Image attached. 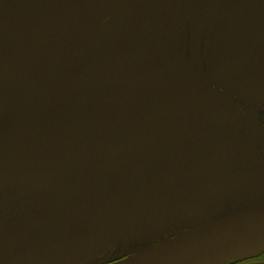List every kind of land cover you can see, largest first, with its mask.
Returning <instances> with one entry per match:
<instances>
[{"label": "flooded vegetation", "instance_id": "flooded-vegetation-1", "mask_svg": "<svg viewBox=\"0 0 264 264\" xmlns=\"http://www.w3.org/2000/svg\"><path fill=\"white\" fill-rule=\"evenodd\" d=\"M128 6L135 12L123 15V33L132 40L123 67L136 74L105 96L123 107V209L115 208L111 230L84 238L85 244L66 248L63 239L50 237L85 221L97 202L109 204L112 114L99 117L97 137L94 112L105 92L87 107L74 99L65 104L63 95L50 107L27 106L28 98L16 107L14 98H0V121L9 122L15 110L21 117L55 112L56 125L66 130L54 141L42 116L23 135L0 128V158L25 140L36 166L51 171L47 177L33 170L20 178L0 176V264L113 263L234 215L241 203L249 210L256 192L264 194V0H131ZM137 117L145 119L138 158L135 133L131 138L140 223L126 157ZM225 264H264V253Z\"/></svg>", "mask_w": 264, "mask_h": 264}, {"label": "water", "instance_id": "water-1", "mask_svg": "<svg viewBox=\"0 0 264 264\" xmlns=\"http://www.w3.org/2000/svg\"><path fill=\"white\" fill-rule=\"evenodd\" d=\"M24 1L25 0H0V27H2L7 34L13 37L16 36L20 41L16 39L15 45L8 44V46L5 45L0 48V69L9 64L30 61L31 59H37L47 54L80 49L100 34L110 35L112 41L105 50L96 57L85 60L77 67H75V65L73 66L75 62L66 64V66L72 64L70 72L74 73L73 75L86 77V75L99 71L113 72L115 74L118 68L123 67V58L127 54L132 40L127 41L129 36H125L124 33L121 32V29H123L124 13L135 12V8L130 10L128 6L131 0L45 1L44 3H46L50 9L49 19L69 20L70 23L73 22L76 24V29L78 27V34L80 36L79 40L74 44L64 49L53 51L47 50L42 45L35 46L24 41L23 37L19 36L16 24L23 20L24 12L18 10L17 7L24 3ZM68 32L73 34L74 28L69 29ZM68 32L66 31L67 34ZM134 46L137 47V41L132 45V47ZM139 46L140 45H138V47ZM135 74L136 69L131 70L128 67H123V77L129 78ZM88 79H90V77ZM4 84V80L0 81V86ZM32 91L34 90H30V92ZM94 112L96 113L95 132L97 133L96 136L100 137L101 135H98V133L101 131L98 129L103 127L101 122L104 120L101 118L99 120V117H104L103 114L107 115L106 117L111 115L105 108L96 106ZM41 116L46 117L48 123L53 120L52 117H56V113L51 112V114L44 115L39 112L31 116L20 117L21 119L19 120L11 119L9 122L0 124V128H9L13 134L23 135L27 127H31L36 122L42 123ZM110 118L113 117L111 116ZM56 120L57 119H55V122ZM105 121L107 124L108 120H106V118ZM144 121L145 119L141 117H137L134 121L130 130L126 149L128 168L133 173V186L138 207L139 223L142 208L141 184L139 182V174L131 158V138L133 133H135L136 144L133 147V151L138 158L140 138L145 124ZM47 123L44 125L46 132L48 129ZM111 126V124L108 126L109 130L112 129ZM108 132V150L110 152V148L116 147L118 137L116 130L115 137L112 138L110 131ZM48 136L51 138L50 134ZM114 138H116L115 144L113 143ZM26 143L27 141L22 140L11 152L1 157L0 165L5 166L6 159L22 147H26L27 150L28 146ZM93 151L96 176L99 178L101 171L99 158L94 147ZM108 156L110 157V153ZM31 170L38 176L45 174L44 176L47 177L51 174L49 169L40 170L38 166L32 169L30 165H27L26 173L24 174H13L10 172L9 175L0 176L20 178L31 174ZM47 180V178H44L41 184L48 182ZM105 198L109 200V204L107 200L100 199L101 201L97 202V204L92 207L85 221L70 226L65 230L54 232L50 236L52 240L56 243V240L63 239L64 246H66V248H72V242L74 243L77 241L85 244L84 238L89 237V240H94L99 238L104 232L111 230L115 223V205L108 192L107 177ZM100 209H102V211ZM261 253H264V204L234 215L194 226L169 239L137 250L122 260L109 264H225L230 261L245 260Z\"/></svg>", "mask_w": 264, "mask_h": 264}, {"label": "rangeland", "instance_id": "rangeland-1", "mask_svg": "<svg viewBox=\"0 0 264 264\" xmlns=\"http://www.w3.org/2000/svg\"><path fill=\"white\" fill-rule=\"evenodd\" d=\"M45 1L47 0H25L24 3L17 7L18 10L24 12L23 20L16 24L19 36L23 37L24 41L35 46L42 45L49 51L64 49L77 42L80 36L78 34V27L76 29V24L70 23L69 20H50V9L44 3ZM72 28H74V32L70 34L68 30ZM121 32L123 33V29H121ZM14 37L7 34L0 27V48L5 45L8 46V44L15 45L16 39L18 41L19 39L16 36ZM111 41L110 35L100 34L80 49L47 54L37 59L2 67L0 69V81L4 80L5 84L0 86V98L2 100L14 98L11 101L15 102L14 105L16 107L22 105L20 102L25 101L26 99L24 98L29 99L27 100V106L32 104L38 107L39 104L46 103L50 107L53 97L63 95L65 97V100H63L65 104L74 99L83 101L84 107H87L97 101V98L100 95L103 96L105 92L106 95L100 97L96 107L105 108L106 111L112 114L114 119H110L112 125V129L110 130L111 138L115 137V130L118 137L116 147L110 148L109 152L111 163L106 170L108 192L115 208L123 209V107L120 108L119 105L115 104L112 96L105 97L109 94L107 90L109 87L120 86L121 90H123V67L118 68L115 74L113 72L99 71L86 75V77H80L70 72L72 64L66 66V64L75 62L73 66L77 67L85 60L96 57L105 50ZM89 77L90 79H88ZM30 90L34 91L30 92ZM14 112L15 117L13 119L16 120L21 119L20 114L24 113L17 110ZM52 119L47 123V133L55 141L57 134L59 132L65 134L66 130H61L56 125V117H52ZM3 122L5 121L1 120L0 124ZM126 123L129 122L126 121ZM115 141L116 138L113 140L114 144ZM26 151V147H22L7 158L6 165H0V175H9L10 172L13 174H24L26 173L27 165H30L32 169L36 168V164L27 155ZM255 182L258 189V178L255 179ZM127 192H129V189ZM254 201L256 203L248 208L264 204V194L256 192ZM242 207L244 206L241 203L238 213L245 211L243 210L245 208ZM130 236L131 234H129Z\"/></svg>", "mask_w": 264, "mask_h": 264}]
</instances>
